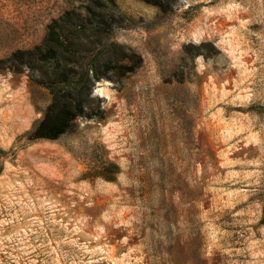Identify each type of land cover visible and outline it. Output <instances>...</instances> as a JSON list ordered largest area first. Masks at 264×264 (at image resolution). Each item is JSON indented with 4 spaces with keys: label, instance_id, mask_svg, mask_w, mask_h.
<instances>
[{
    "label": "rangeland",
    "instance_id": "1",
    "mask_svg": "<svg viewBox=\"0 0 264 264\" xmlns=\"http://www.w3.org/2000/svg\"><path fill=\"white\" fill-rule=\"evenodd\" d=\"M102 3L0 0V60L66 14L84 64L142 59L39 140L51 90L0 67V264H264V0Z\"/></svg>",
    "mask_w": 264,
    "mask_h": 264
},
{
    "label": "trees",
    "instance_id": "2",
    "mask_svg": "<svg viewBox=\"0 0 264 264\" xmlns=\"http://www.w3.org/2000/svg\"><path fill=\"white\" fill-rule=\"evenodd\" d=\"M90 1L93 5L92 10L99 8L98 2L102 3V0ZM105 1L111 3L113 0ZM143 1L160 5L159 0ZM96 15L99 17L95 21L98 30L108 33L109 26L105 15L103 13ZM83 21L84 19L78 15L71 17L66 14L48 25L46 36L40 45L33 49L16 51L0 60V67L8 65L10 68L20 70L26 65L39 75L34 81L51 90V103L43 120L33 130L31 140L56 139L71 131L79 118L89 116V110H93L92 94L97 81L103 78L110 79L108 72H115L121 68L132 72L141 65V57L135 54L125 53L123 59L114 58L115 52L112 49H124L116 44L104 46L98 51V55L96 54L95 60L84 64L77 42L78 33L82 32L78 28ZM105 26L107 27L104 29Z\"/></svg>",
    "mask_w": 264,
    "mask_h": 264
},
{
    "label": "clouds",
    "instance_id": "3",
    "mask_svg": "<svg viewBox=\"0 0 264 264\" xmlns=\"http://www.w3.org/2000/svg\"><path fill=\"white\" fill-rule=\"evenodd\" d=\"M7 71V70H6ZM9 75H11V73L9 72Z\"/></svg>",
    "mask_w": 264,
    "mask_h": 264
}]
</instances>
